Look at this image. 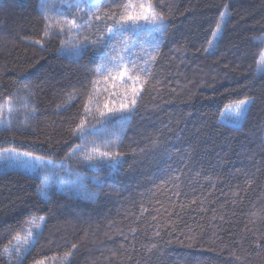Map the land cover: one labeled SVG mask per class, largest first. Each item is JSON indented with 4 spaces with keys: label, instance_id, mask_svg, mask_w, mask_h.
<instances>
[{
    "label": "trees",
    "instance_id": "obj_1",
    "mask_svg": "<svg viewBox=\"0 0 264 264\" xmlns=\"http://www.w3.org/2000/svg\"><path fill=\"white\" fill-rule=\"evenodd\" d=\"M64 1L0 0V151L76 169L90 193L0 173V264L41 218L16 264H264V0ZM146 11L162 33L115 31ZM133 65L122 120L132 84L113 78ZM243 99L241 123L220 119ZM97 128L114 158L83 148Z\"/></svg>",
    "mask_w": 264,
    "mask_h": 264
},
{
    "label": "rangeland",
    "instance_id": "obj_2",
    "mask_svg": "<svg viewBox=\"0 0 264 264\" xmlns=\"http://www.w3.org/2000/svg\"><path fill=\"white\" fill-rule=\"evenodd\" d=\"M57 1L58 0H43V5L46 4L48 9H52L55 7ZM71 1L83 8H88L89 4L95 2L96 0ZM62 5H65L64 0H60L57 8H61ZM145 14H150V12L146 11L144 12V15ZM141 23L143 27L142 29L148 30L151 33L154 32V30L157 31L158 29L157 24L147 22L143 19ZM262 53H264V51ZM263 68L264 67H260V69ZM243 100H246L247 103L244 105L243 111L240 114H237L236 105ZM243 100L227 104L221 112L220 119L234 125L241 123L250 104L249 99ZM122 103L129 104L126 100L121 101L117 105L118 110L120 109V105ZM127 111H119L123 113V117L121 118L122 120H124ZM89 134H91L89 139H85L84 145L82 146L83 148H86V151L94 154L95 156L97 155L99 158V154L96 150L98 149L99 152H103L104 139L108 136V130L97 128ZM25 154L26 153L14 150L0 151V173L7 170H14L40 179L39 194L42 198H46L51 191H69L78 195H87L90 193L88 189L85 188V184L81 181L80 175L76 173V169L68 168L66 170H59L55 165L51 164L50 161L42 157L32 154L29 156ZM42 193H46V195H42ZM42 223L43 218H41L36 224L28 226L24 234L18 237L11 247L5 252V256L9 264H16L22 259L34 242L36 234L42 227Z\"/></svg>",
    "mask_w": 264,
    "mask_h": 264
},
{
    "label": "snow or ice",
    "instance_id": "obj_3",
    "mask_svg": "<svg viewBox=\"0 0 264 264\" xmlns=\"http://www.w3.org/2000/svg\"><path fill=\"white\" fill-rule=\"evenodd\" d=\"M43 6H46V4L42 5V7ZM91 7H95V4L94 3H90L89 4V8H91ZM126 7H131V6L129 5V6H126ZM223 17H224V13H221L222 20H223ZM141 19H143V20H145L147 22L153 23V24L159 23L160 27H159L158 30L161 31V33L163 32V23H162L163 18L155 15L154 13L145 14V15H142V16L141 15L124 14V15H122V20L124 21V23L117 22V27L115 28V31L116 32H120L125 27V24H127L129 21H131L132 24H137V22L139 20H141ZM220 28H221V25L217 24L216 31L213 32V36L214 37L220 31ZM108 31L111 33V32L114 31V29L109 28ZM116 59L122 63V58L121 57H117ZM116 66L120 67L121 64L118 63ZM258 67H264V53H261L260 59L258 60ZM139 71H141V70L139 68H136L135 65H133L132 68H125V70L118 72L116 77L113 78L114 80L118 79L121 82V84H123L125 81L131 82V84H132V87H131V97L132 98H131L130 104H123L122 103L120 105V109L118 111H127L132 106H135L136 97L139 95V91H140L137 87H135V85L137 83H141V78L138 75H133L132 73L139 72ZM141 86H142V84H141ZM246 103H247V101L243 100V101H240L236 105L237 114H240L243 111V107H244V105ZM7 111L9 112V114L11 113L12 109H11L10 106L7 109ZM113 111H115V110L109 109V113H111ZM106 115H107L106 113H101V116H106ZM3 122H4L3 121V110L0 109V123H3ZM96 152L99 154V158L100 159H103L104 157L114 158L112 156V153L99 152L98 149L96 150ZM25 155H29L30 156L31 154L30 153H26ZM93 158H94L93 156H89L88 157L89 160H92ZM42 195H46V193H42Z\"/></svg>",
    "mask_w": 264,
    "mask_h": 264
}]
</instances>
